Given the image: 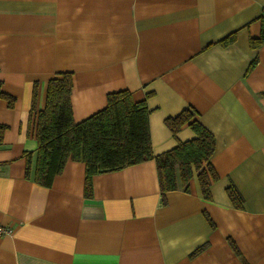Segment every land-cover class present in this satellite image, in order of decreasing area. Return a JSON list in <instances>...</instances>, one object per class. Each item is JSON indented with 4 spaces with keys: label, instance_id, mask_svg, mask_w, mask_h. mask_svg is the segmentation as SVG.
I'll list each match as a JSON object with an SVG mask.
<instances>
[{
    "label": "crops",
    "instance_id": "obj_1",
    "mask_svg": "<svg viewBox=\"0 0 264 264\" xmlns=\"http://www.w3.org/2000/svg\"><path fill=\"white\" fill-rule=\"evenodd\" d=\"M262 12L264 0H0L1 89L15 97L0 98V264H264V44H249ZM65 71L75 122L109 92L145 102L154 153L194 137L164 122L193 108L215 140L210 197L195 173L161 196L152 159L94 174L90 197L80 160L50 186L27 178L35 113Z\"/></svg>",
    "mask_w": 264,
    "mask_h": 264
},
{
    "label": "trees",
    "instance_id": "obj_2",
    "mask_svg": "<svg viewBox=\"0 0 264 264\" xmlns=\"http://www.w3.org/2000/svg\"><path fill=\"white\" fill-rule=\"evenodd\" d=\"M260 21L259 36L249 40L253 48L264 44V12ZM228 39L231 35L221 42ZM71 86V72L68 71L48 79L45 105L35 113L37 146L34 161L31 152L25 153L27 178L42 186H50L67 160H80L85 164L84 196L90 197L94 174L152 159L157 169L161 196L169 190H188L189 179L195 173L203 195L210 197V182L217 178L210 162L215 140L196 118L197 112L193 108L185 107L175 116L166 117L164 122L173 135L187 124L194 137L178 140L174 147L154 153L149 136V109L145 102L134 101L125 89L109 92L104 107L75 122L70 104ZM0 98L6 99L9 107L15 101L13 95L1 89V81ZM31 108L34 110V105ZM6 128L0 123V143ZM226 191L232 205L240 208L242 197L237 189L230 184Z\"/></svg>",
    "mask_w": 264,
    "mask_h": 264
},
{
    "label": "built area",
    "instance_id": "obj_3",
    "mask_svg": "<svg viewBox=\"0 0 264 264\" xmlns=\"http://www.w3.org/2000/svg\"><path fill=\"white\" fill-rule=\"evenodd\" d=\"M11 229L8 226L0 224V235L9 233Z\"/></svg>",
    "mask_w": 264,
    "mask_h": 264
}]
</instances>
